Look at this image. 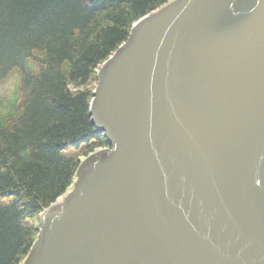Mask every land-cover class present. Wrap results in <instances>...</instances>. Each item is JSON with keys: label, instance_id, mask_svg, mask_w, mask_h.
Segmentation results:
<instances>
[{"label": "water", "instance_id": "1", "mask_svg": "<svg viewBox=\"0 0 264 264\" xmlns=\"http://www.w3.org/2000/svg\"><path fill=\"white\" fill-rule=\"evenodd\" d=\"M107 147L23 264H264V0H172L104 62Z\"/></svg>", "mask_w": 264, "mask_h": 264}, {"label": "trees", "instance_id": "2", "mask_svg": "<svg viewBox=\"0 0 264 264\" xmlns=\"http://www.w3.org/2000/svg\"><path fill=\"white\" fill-rule=\"evenodd\" d=\"M170 1L0 0V264H23L39 216L107 147L90 116L97 71Z\"/></svg>", "mask_w": 264, "mask_h": 264}, {"label": "rangeland", "instance_id": "3", "mask_svg": "<svg viewBox=\"0 0 264 264\" xmlns=\"http://www.w3.org/2000/svg\"><path fill=\"white\" fill-rule=\"evenodd\" d=\"M16 84H17V79L16 78H12V79H10V81H9V85H10V88H15L16 87ZM0 91L2 92V94H7V91H2V89H0ZM10 92V91H9ZM85 160V159H84ZM83 160V161H84ZM73 187V186H72ZM72 187L68 190V192L66 193V194H68L71 190H72ZM65 194V195H66ZM64 195V196H65ZM61 200V199H60ZM38 225H40V223L38 222Z\"/></svg>", "mask_w": 264, "mask_h": 264}]
</instances>
